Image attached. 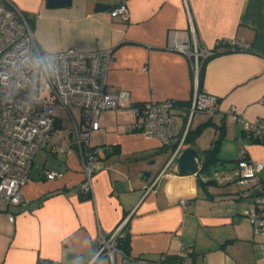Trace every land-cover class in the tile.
Returning a JSON list of instances; mask_svg holds the SVG:
<instances>
[{"label": "crops", "instance_id": "crops-1", "mask_svg": "<svg viewBox=\"0 0 264 264\" xmlns=\"http://www.w3.org/2000/svg\"><path fill=\"white\" fill-rule=\"evenodd\" d=\"M11 1L32 19L35 41L45 52L111 50L107 92L125 91L131 104H178L180 131L192 137L183 149L194 148L199 159L195 172H180L172 148L129 132L134 118L125 111L105 110L89 144L106 152L97 159L91 195H84L78 149L50 150L73 139L72 129L67 137L58 132L56 115L58 127L35 155L22 188L23 205L0 198V264H140L162 256L173 261L180 250L185 264H264V234H256L243 214L253 206L250 185L212 178L232 175L241 148L247 159L264 162V142L227 112L234 107L245 121H264V0H126L127 20L110 16L119 0H71L54 8L47 0ZM171 30L188 39L195 34L203 47L236 40L249 50L217 46L196 74L193 60L167 49ZM196 90L216 96L218 105L190 119L185 107ZM214 145L218 161L202 174ZM46 170L61 176L46 179ZM259 176L264 184V171ZM119 226L125 254L94 260L98 233Z\"/></svg>", "mask_w": 264, "mask_h": 264}, {"label": "built area", "instance_id": "built-area-1", "mask_svg": "<svg viewBox=\"0 0 264 264\" xmlns=\"http://www.w3.org/2000/svg\"><path fill=\"white\" fill-rule=\"evenodd\" d=\"M110 16L127 20L126 0H119ZM223 44L232 52L249 50L248 44L236 40H219L212 48L203 47L195 34L188 39L175 30L168 33L167 49L193 60L198 74L201 62L214 56L215 47ZM111 58V50L83 52L69 48L55 53L41 50L23 12L11 0H0V198L7 205H23L22 188L28 182L34 157L50 144L56 112L60 110L69 114L73 139L66 144H52L50 150L53 154H70L73 148L78 149L84 176L79 190L84 195H91L97 159L106 152L105 146L89 144L91 133L100 127L102 111L123 110L130 114L134 121L128 131L156 139L162 148H172V159L182 152L186 130L180 131V116L174 113L179 105L169 100L131 104L127 92H107L106 74ZM50 64L57 66L56 72L51 71ZM217 105L216 96L196 90L185 110L191 119L195 113L213 112ZM73 108L80 112L79 122L71 114ZM227 112L247 133L264 142V121H245L234 107ZM262 171L264 162L247 159L245 149L241 148L232 175L224 178L218 173L212 175L215 180L236 179L240 186L250 185L253 206L243 214L256 234H264V184L259 176ZM60 176L44 172L46 179ZM156 184L157 180L151 188ZM119 229L120 226L108 234L98 233L94 260L97 256L113 260L115 253L123 254L118 247ZM183 259L184 251L180 250L173 261L162 256L138 262L185 264Z\"/></svg>", "mask_w": 264, "mask_h": 264}, {"label": "water", "instance_id": "water-1", "mask_svg": "<svg viewBox=\"0 0 264 264\" xmlns=\"http://www.w3.org/2000/svg\"><path fill=\"white\" fill-rule=\"evenodd\" d=\"M71 0H47L46 6L48 8L63 7L69 5ZM101 6H97L96 9H100ZM199 159L198 152L192 148L188 147L182 150V152L177 157V168L182 173H193L197 169V161ZM149 173L143 175L147 178Z\"/></svg>", "mask_w": 264, "mask_h": 264}, {"label": "trees", "instance_id": "trees-1", "mask_svg": "<svg viewBox=\"0 0 264 264\" xmlns=\"http://www.w3.org/2000/svg\"><path fill=\"white\" fill-rule=\"evenodd\" d=\"M25 17H26V19L28 20V22H29V24L31 25V27L33 28V26H32V19L31 18H29L28 16H26L25 14H23ZM58 121H56V123H55V125H54V127L56 128V127H58ZM252 138H254L253 136H252ZM191 139H192V137H191V134H190V131H187L186 132V136H185V140H184V146H186V145H188V144H190V142H191ZM255 140H258V141H260L259 139H257V138H254ZM216 150H217V146L216 145H214L210 150H207L206 151V157H205V160L202 162V164H201V167H200V172L202 173V174H207L208 173V169H209V167L212 165V163H214V162H217L218 160H217V158H216ZM212 174H210V176H211ZM201 180L199 179V183L201 184ZM88 197V196H87ZM118 247L123 251V253L125 254V252L127 251V243L124 241V239L123 238H121L120 240H118ZM175 260V259H174Z\"/></svg>", "mask_w": 264, "mask_h": 264}, {"label": "rangeland", "instance_id": "rangeland-1", "mask_svg": "<svg viewBox=\"0 0 264 264\" xmlns=\"http://www.w3.org/2000/svg\"><path fill=\"white\" fill-rule=\"evenodd\" d=\"M72 112L75 116V120L77 122H79L80 120V112L78 109L73 108ZM56 115L59 117V119L61 120V124H60V128H58V132H60V134H62L63 136H66L69 134V132L72 129V121L70 120V118L68 117L67 113L65 111H58L56 112Z\"/></svg>", "mask_w": 264, "mask_h": 264}, {"label": "clouds", "instance_id": "clouds-1", "mask_svg": "<svg viewBox=\"0 0 264 264\" xmlns=\"http://www.w3.org/2000/svg\"><path fill=\"white\" fill-rule=\"evenodd\" d=\"M48 67L51 69V71L56 72L57 71V66L55 64H50ZM97 262L101 260V257L97 256Z\"/></svg>", "mask_w": 264, "mask_h": 264}]
</instances>
